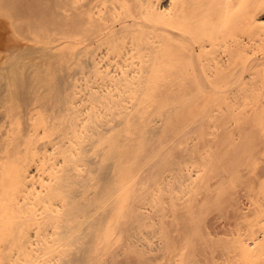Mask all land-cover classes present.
I'll return each mask as SVG.
<instances>
[{
	"label": "bare ground",
	"instance_id": "6f19581e",
	"mask_svg": "<svg viewBox=\"0 0 264 264\" xmlns=\"http://www.w3.org/2000/svg\"><path fill=\"white\" fill-rule=\"evenodd\" d=\"M263 16L0 0V264H264Z\"/></svg>",
	"mask_w": 264,
	"mask_h": 264
},
{
	"label": "rangeland",
	"instance_id": "374dc122",
	"mask_svg": "<svg viewBox=\"0 0 264 264\" xmlns=\"http://www.w3.org/2000/svg\"><path fill=\"white\" fill-rule=\"evenodd\" d=\"M163 5H165V4L163 3ZM261 19L264 21V16H263ZM81 98L83 99L84 97L81 96ZM124 99H126V98H124ZM79 102H80V100H77V101H76L77 109H81V112L84 113V115L82 116V118H85V113L88 114V113L90 112V109L87 108L88 105H87V106H83V107L80 108V104H79ZM125 102L128 103V100L126 99ZM127 103H126V104H127ZM123 104H124V103H123ZM127 105H128V104H127ZM47 151H48V153H51V148L48 147V148H47ZM93 157H94V156H93ZM96 158H97V157L92 158L91 165H93V163L96 161ZM187 167H189V168L191 167L190 162L187 163ZM30 171H31L32 174L35 175V171H34V170L30 169ZM192 174H194V173L192 172ZM35 188H36L37 191L40 190L38 184H36V187H35Z\"/></svg>",
	"mask_w": 264,
	"mask_h": 264
}]
</instances>
